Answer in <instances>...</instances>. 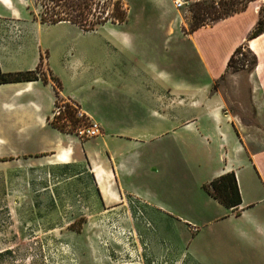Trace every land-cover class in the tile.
<instances>
[{
    "label": "crops",
    "instance_id": "obj_1",
    "mask_svg": "<svg viewBox=\"0 0 264 264\" xmlns=\"http://www.w3.org/2000/svg\"><path fill=\"white\" fill-rule=\"evenodd\" d=\"M256 9V1H251L243 10L186 34L185 42L204 72V80L198 82L190 70L185 75L166 70L168 61L182 60L177 46L182 40L164 37L154 41L140 33L131 40L123 34L104 56L69 54L61 63V72L51 73V66L41 58L49 45L36 34L44 24L33 18L27 0H0V71L39 69L35 80L0 83V207L8 206L11 211L13 205L16 212V205L21 206L23 170L47 174L64 165L86 170L106 208L127 198L143 201L146 196L163 203L165 190H175L173 183L183 174L192 176L190 184L201 190L213 178L232 172L239 204L225 208L201 190L200 200L192 202L197 210L193 209L191 219L201 226L229 225L230 234L253 249L254 258L246 264H264V147L250 149L235 124L238 136L232 135L228 126L232 122L221 113L222 100L210 91L228 57L254 25ZM138 11L140 16L144 13L142 8ZM171 17L166 22L164 18L162 26L169 35L173 28L177 30ZM143 19L133 26H143ZM128 20L127 10L124 21L117 24ZM55 25L75 26L65 21ZM80 47L73 42L66 46L69 53L76 49L81 54ZM217 47L222 54L218 68L213 54ZM56 100L76 103L99 124L100 133L79 140L51 126L49 117ZM170 107L189 115L163 131L158 129L151 134L152 140L171 135L187 151L192 140L199 141L200 150L191 154L195 161L201 160L199 169L167 170L165 148L159 142L149 146L148 121L152 118L160 124ZM247 191H260L262 197L255 199Z\"/></svg>",
    "mask_w": 264,
    "mask_h": 264
},
{
    "label": "rangeland",
    "instance_id": "obj_2",
    "mask_svg": "<svg viewBox=\"0 0 264 264\" xmlns=\"http://www.w3.org/2000/svg\"><path fill=\"white\" fill-rule=\"evenodd\" d=\"M99 1L106 5L103 16L115 13L110 3L113 0ZM118 1L124 16L128 10L126 24L118 26L115 21H106L104 25L85 32L72 25H41L36 34L49 45L43 49L41 58L48 67L51 66L48 68L51 73L58 75L61 72V63L69 54L86 58L104 56L112 51L111 45L122 39L123 34L131 40L140 33L154 41H161L164 37L170 41L174 38L182 40L177 45L182 60L168 61L166 70L183 75L190 70L196 81L204 80L203 69L185 42L192 1L188 0L177 11L170 7L168 0H158L157 3L149 0ZM253 1H256L257 14L264 17V0ZM230 2L239 7V0ZM33 3V0H27L29 11L37 14L39 8ZM138 8L144 9L141 16ZM143 17V26H133ZM170 17L177 26L171 35L163 32L162 27L164 18L166 22ZM203 23L205 26L213 22L204 18ZM260 37L263 45L264 35ZM248 41L245 38L240 51L233 56L231 67H225L213 81L210 91L219 94L221 113L232 122L228 125L232 135L238 136L235 124L248 147L259 149L264 147V46L257 52L252 51L247 46ZM71 42L80 44L83 52L80 54L75 49L69 53L66 46ZM213 54L218 68L221 66V47L215 48ZM187 114V111L170 107L164 112L160 124L150 118L147 126L150 137L158 129L185 120ZM169 136L158 140L151 137L148 142L151 147L159 142L161 148H165V168L199 169L201 160L195 161L191 154L200 150V142L192 140L189 143L191 150L187 151ZM185 175L176 178L175 190H165L163 203L146 196L143 201L127 198L106 208L99 201L86 170H74L67 165L48 170L47 174L42 170H23L21 206L16 205V212H13V205L11 211L8 206L0 207V264L248 263L253 257V249L231 235L229 225L201 226L191 219L193 209L197 210L196 206L192 207V202L200 200L203 189L192 187V176ZM247 193L255 199L262 197L260 191ZM190 226L196 227V231L192 232Z\"/></svg>",
    "mask_w": 264,
    "mask_h": 264
},
{
    "label": "trees",
    "instance_id": "obj_3",
    "mask_svg": "<svg viewBox=\"0 0 264 264\" xmlns=\"http://www.w3.org/2000/svg\"><path fill=\"white\" fill-rule=\"evenodd\" d=\"M33 5L38 7V13L33 14V18L39 23L55 24L58 22H69L82 31H91L106 21L121 23L124 21V11L120 7L118 0L110 2L115 11L111 16H106L104 10L106 5L99 0H33ZM231 0H202L194 2L189 9L190 21L189 32L203 26L204 18L210 22H215L228 15L241 11L246 4L253 0H239V7L233 6ZM218 5L220 9H218ZM218 9V10H216ZM205 16V17H203ZM264 35V17L257 14L256 21L249 32L246 34V40H254ZM242 44L238 45L228 57L225 67H231L233 56L240 51ZM39 69L3 73L0 71V83L31 81L37 79ZM70 113V111H68ZM206 194L215 199L225 208H235L239 202V194L232 172H227L213 178L207 184L202 186Z\"/></svg>",
    "mask_w": 264,
    "mask_h": 264
},
{
    "label": "built area",
    "instance_id": "obj_4",
    "mask_svg": "<svg viewBox=\"0 0 264 264\" xmlns=\"http://www.w3.org/2000/svg\"><path fill=\"white\" fill-rule=\"evenodd\" d=\"M190 1L194 3L202 0ZM187 2L188 0H171L175 9L183 7ZM49 123L59 131L70 134L79 140L93 138L100 133L99 124L86 116L77 104L70 100L55 101L49 117ZM193 231H195V228Z\"/></svg>",
    "mask_w": 264,
    "mask_h": 264
},
{
    "label": "bare ground",
    "instance_id": "obj_5",
    "mask_svg": "<svg viewBox=\"0 0 264 264\" xmlns=\"http://www.w3.org/2000/svg\"><path fill=\"white\" fill-rule=\"evenodd\" d=\"M261 41H262L261 37L259 39L257 38V39L250 41V45H249L250 50L256 51V52L259 51L261 47L264 46V44L262 45Z\"/></svg>",
    "mask_w": 264,
    "mask_h": 264
}]
</instances>
